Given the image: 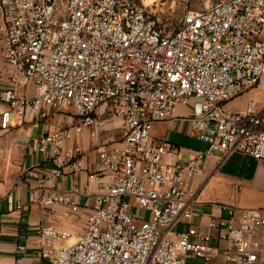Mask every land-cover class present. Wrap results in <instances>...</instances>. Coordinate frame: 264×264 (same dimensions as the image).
Here are the masks:
<instances>
[{
    "label": "built area",
    "instance_id": "1",
    "mask_svg": "<svg viewBox=\"0 0 264 264\" xmlns=\"http://www.w3.org/2000/svg\"><path fill=\"white\" fill-rule=\"evenodd\" d=\"M179 1L183 14L170 17L158 4L136 0H0V83L8 84L0 85V133L23 125L29 111L33 121L55 111L70 116L32 138V146L54 176L70 167L87 177L84 187L67 191L32 189L31 200L74 212L81 208L76 195L93 200L74 243L64 245L67 230L39 229L48 264H264V210L231 211L214 223L228 243L221 251L191 224L199 212L190 196L214 151L264 160L256 101L243 112L225 110L264 73V0H209L198 9ZM180 104L190 105L191 132L207 148L168 162L178 148L154 141L152 130ZM113 117L121 139L108 143L101 132ZM85 129L95 161L81 145ZM182 222L187 229L170 235Z\"/></svg>",
    "mask_w": 264,
    "mask_h": 264
},
{
    "label": "crops",
    "instance_id": "2",
    "mask_svg": "<svg viewBox=\"0 0 264 264\" xmlns=\"http://www.w3.org/2000/svg\"><path fill=\"white\" fill-rule=\"evenodd\" d=\"M0 85L8 84L1 82ZM252 100L256 101L264 115V73L256 87L225 102V106L230 112H243ZM190 114V105L180 104L171 119L154 124L153 140L169 142L178 148L176 156L165 157L168 162H184L207 148V144L191 132ZM62 120L69 123L72 119L60 113L58 121ZM56 123L51 121L50 116L45 121H33L29 111L23 125H14L9 132L0 133V264H48L40 254L39 229L54 226L69 231L71 237L65 242L68 245L77 241L86 226L92 198L76 195L81 205L77 212L63 204L44 207L31 200L32 189H38L42 194L52 187L67 191L85 186V172L75 173L68 167L54 176L52 164L44 162L41 153L32 146V138ZM119 126V119L111 118L101 132L102 139L108 143L119 141ZM80 141L89 152L90 161H95V141L88 129H85ZM95 188L96 185H91L87 190ZM190 196L192 207L199 212V216L191 219V224L211 234L210 243L224 251L228 243L219 239V231L213 225L228 217L231 211L237 216L244 208L264 210V160L238 151H214L206 157L202 170L192 179ZM187 227L184 222L176 224L172 228L176 229L172 236Z\"/></svg>",
    "mask_w": 264,
    "mask_h": 264
},
{
    "label": "rangeland",
    "instance_id": "3",
    "mask_svg": "<svg viewBox=\"0 0 264 264\" xmlns=\"http://www.w3.org/2000/svg\"><path fill=\"white\" fill-rule=\"evenodd\" d=\"M208 1L209 0H191L190 7L192 9L201 8ZM136 2L145 7H148L151 3H156L159 5V10L165 15H168L170 17H180L184 11V7L179 0H136ZM2 42H3V33L0 31V47L2 45ZM28 92L33 93V89L30 87ZM228 108H229L228 106H225V110L228 111ZM55 112L57 113L51 112L50 114V119L53 123H56L58 121L60 115V112L58 111ZM146 216H148V214H146ZM172 232L175 233L176 229H172L170 235L173 234ZM64 245L67 244L65 243Z\"/></svg>",
    "mask_w": 264,
    "mask_h": 264
}]
</instances>
